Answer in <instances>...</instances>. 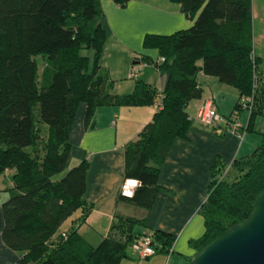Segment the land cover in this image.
<instances>
[{
    "label": "trees",
    "instance_id": "trees-1",
    "mask_svg": "<svg viewBox=\"0 0 264 264\" xmlns=\"http://www.w3.org/2000/svg\"><path fill=\"white\" fill-rule=\"evenodd\" d=\"M122 6L129 0H113ZM194 17L188 29L169 35L146 34L143 45L164 60L155 68L167 74L162 108L157 110L124 151V176L139 181L126 202L149 209L160 167L177 137L190 125L185 108L201 94L202 71L251 97L248 128L264 118V75L253 54L251 0H172ZM103 14L101 0H0V175L14 169L12 186L1 203L3 243L22 255L17 264H119L140 234L144 219L116 214L111 234L93 246L76 229L60 231L78 209L79 223L91 211L86 204L83 160L67 168L70 134L80 105L88 121L100 106L153 104L157 89L135 78L127 94L111 91L112 80L100 64L106 31L91 22ZM43 54L41 70L35 56ZM152 65L155 60L143 57ZM201 64H198V62ZM38 105L39 119L34 113ZM239 101L235 108L240 109ZM37 121L48 127L42 135ZM260 143L235 158L225 177L212 180L201 205L204 232L192 245L198 250L231 225L244 220L264 191V129ZM218 167V166H217ZM225 168V166H220ZM156 252L168 253L171 233L151 232ZM159 242V243H158Z\"/></svg>",
    "mask_w": 264,
    "mask_h": 264
},
{
    "label": "crops",
    "instance_id": "crops-1",
    "mask_svg": "<svg viewBox=\"0 0 264 264\" xmlns=\"http://www.w3.org/2000/svg\"><path fill=\"white\" fill-rule=\"evenodd\" d=\"M101 6L103 14L91 23L93 27L100 24L106 31L100 64L109 72L113 83L111 91L127 94L133 90L135 78L127 77L131 69L136 71V78L163 91L167 74L144 63V56L152 60L159 58L155 48L143 45L144 36L169 35L188 29L194 17L172 0H129L122 6L113 0H101ZM251 12L253 54L259 59L258 68L264 75V0H251ZM197 81L201 94L191 99L185 108L191 118L190 125L185 136L175 138L167 152L149 209L126 202L119 191L125 177V147L151 121L156 112L154 106H100L88 121L85 105L79 106L70 134L67 167L83 160L88 163L84 199L92 209L82 223H79L82 210L75 211L63 222L60 231L76 229L95 246L111 234L110 226L116 214L144 219V223L135 226L134 233L155 230L171 233L175 240L170 251H157L148 258H140L128 247L127 257L119 264H189L197 251L191 242L200 238L205 228L200 208L208 196L213 167L228 169L233 159L250 154L260 143L259 133L264 129V118L258 116L240 140L225 130L224 123L212 129L199 122L195 116L205 100H211L216 111L226 117L234 111L239 93L235 87L202 71H199ZM239 119L247 124L248 111H241ZM11 171L13 175L14 171ZM11 186L12 177L5 190ZM2 227L0 204V231ZM21 255L7 247L0 234V264H17Z\"/></svg>",
    "mask_w": 264,
    "mask_h": 264
},
{
    "label": "water",
    "instance_id": "water-1",
    "mask_svg": "<svg viewBox=\"0 0 264 264\" xmlns=\"http://www.w3.org/2000/svg\"><path fill=\"white\" fill-rule=\"evenodd\" d=\"M189 264H264V191L244 220L196 251Z\"/></svg>",
    "mask_w": 264,
    "mask_h": 264
},
{
    "label": "built area",
    "instance_id": "built-area-1",
    "mask_svg": "<svg viewBox=\"0 0 264 264\" xmlns=\"http://www.w3.org/2000/svg\"><path fill=\"white\" fill-rule=\"evenodd\" d=\"M164 58H157L152 66H156L158 63L162 62ZM137 73L134 69H131L128 77L136 78ZM162 91H157L154 100L153 106L155 110L162 108ZM251 97L242 96L239 99L240 109L237 107L229 116H222L216 111L215 106L212 104L211 100H205L199 107L196 113L195 118L202 124L209 126L212 129H217L220 124H225V130L236 135L240 140H243L245 137V129L242 122L239 119V111L244 107L248 108L250 111L251 108ZM190 118V117H189ZM191 119V118H190ZM227 170V169H226ZM139 187V181L132 177H124L120 186L119 194L124 198H132L135 194V190ZM128 193H133L129 196ZM130 248L137 253L140 258H148L156 253L154 239L151 233H142L136 237Z\"/></svg>",
    "mask_w": 264,
    "mask_h": 264
},
{
    "label": "rangeland",
    "instance_id": "rangeland-1",
    "mask_svg": "<svg viewBox=\"0 0 264 264\" xmlns=\"http://www.w3.org/2000/svg\"><path fill=\"white\" fill-rule=\"evenodd\" d=\"M90 26L93 27V23H91ZM35 59L38 62L39 70H41L43 68V66H44V63H45V57L43 56V54H38L37 56H35ZM198 63H200V61ZM129 72H130V70H129ZM241 111H246V112L248 111V113H250V111L246 107H244L243 109H241L239 111V113ZM34 113L36 115V118L39 119L38 105L35 107ZM259 117H261V116H259ZM261 118L263 119V117H261ZM37 124L41 128L42 135L45 136L47 134V131H48L47 125L44 124V123H42L41 121H37ZM247 124H248V122H247ZM247 124H243L244 129H245V135L249 131V128H248ZM70 167H72V166L67 167L63 172H61L59 174H56L54 176V179H60L66 173V171L68 169H70ZM11 170L14 171V169H9L8 172L5 171L4 173H2L0 175V204L3 201L2 199L8 195V193H7V191L5 189H6V187H9L10 186V181H11V177H12V171ZM225 173H226V169L225 168H223V167H216V170L214 172V179L216 181L222 180L225 177Z\"/></svg>",
    "mask_w": 264,
    "mask_h": 264
},
{
    "label": "clouds",
    "instance_id": "clouds-1",
    "mask_svg": "<svg viewBox=\"0 0 264 264\" xmlns=\"http://www.w3.org/2000/svg\"><path fill=\"white\" fill-rule=\"evenodd\" d=\"M129 196L133 195V193H128Z\"/></svg>",
    "mask_w": 264,
    "mask_h": 264
}]
</instances>
